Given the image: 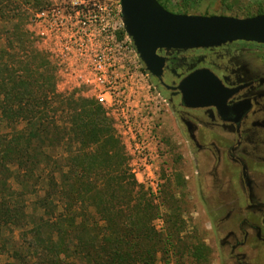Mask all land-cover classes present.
<instances>
[{"label":"rangeland","instance_id":"rangeland-1","mask_svg":"<svg viewBox=\"0 0 264 264\" xmlns=\"http://www.w3.org/2000/svg\"><path fill=\"white\" fill-rule=\"evenodd\" d=\"M0 1V48L7 50L10 58L13 57L15 61L25 62L29 55L30 61L35 65L42 63L36 70L42 76L50 75L54 84L53 94L47 91L50 98L47 108L49 116L57 119L59 125L67 127L72 113L79 112L81 104L87 109H93V105L99 104L104 109L107 123L111 127L110 134L118 142V152L123 159L120 167L111 164L106 168L93 170L91 178H106L103 183L98 184V189L105 193L111 192L116 198L111 203L104 202V206L110 209L114 205L122 211V216L119 218L105 213L114 221L122 220L125 225L124 230L117 228L124 233V248L128 245L131 248V243H135V251L137 250L140 258L150 259L149 264H221L216 233L209 222V211L205 207V204L215 202L202 200L208 192L204 190L202 195L199 193L194 177V156L186 145L177 143L179 136L171 125L165 97L158 93L132 45L131 38L124 30L120 1L97 0L100 8L91 4L78 5L82 0H16V3L9 6L7 0ZM164 1L170 11L194 15L209 13L244 18L259 12L264 13V0ZM54 4L63 13L62 33L58 34H51L34 21L37 12ZM103 6L110 14L102 24H107L113 30L108 39L102 33V25H90L88 16L90 14L98 18ZM20 31L25 33L23 43L16 38ZM9 43H12L11 46ZM4 58L9 60L8 56ZM98 63L101 64V73L98 72V67L94 68ZM13 67L17 77L26 76L29 71L24 64L20 68L17 64ZM38 73L32 72L28 75L30 84L32 78L37 81ZM32 86L33 91L38 90L36 83ZM149 125L153 126L152 134L155 139L152 149L158 154L157 166L162 182L161 194L157 200L132 173L131 156L127 148L135 132L146 130ZM23 126L24 124L17 129ZM68 139L70 136L67 135L57 151L56 158L61 162L71 152L82 149L80 142L74 141L71 145L67 143ZM93 147L92 145V149ZM260 169L264 171V167ZM40 173V182L36 185L38 192L43 186L41 178L44 173ZM199 175L201 183H205L204 176ZM110 178L113 179L111 184ZM261 184L264 185V179ZM30 190L32 187H22V191L27 194ZM42 193H39L41 197ZM26 196V211L29 216L32 215L33 220L37 219L44 209L34 208V203L38 204L42 198ZM109 196L111 198L108 195V200ZM57 210L62 211L59 204ZM93 211L91 223L94 228L96 224L98 229L108 225L106 220L100 219L101 215L95 209ZM148 211L151 216H148ZM76 220L79 221V218ZM133 223L136 226V237L132 235ZM29 224L32 225V220ZM110 225L114 227L115 223ZM148 230H151V234L154 232L156 240L158 236L167 238V254L162 245H154L155 241L147 240ZM21 231L3 229L0 236V264L16 263L12 256L14 249H23L19 241ZM96 250L99 251L98 248ZM97 259L99 260L98 257ZM72 262L80 264L79 260ZM83 262H86L85 259ZM226 262L227 260L224 264ZM136 264L143 262L137 260ZM252 264H264V255L261 258L255 256Z\"/></svg>","mask_w":264,"mask_h":264},{"label":"trees","instance_id":"trees-1","mask_svg":"<svg viewBox=\"0 0 264 264\" xmlns=\"http://www.w3.org/2000/svg\"><path fill=\"white\" fill-rule=\"evenodd\" d=\"M7 1L8 6L17 2ZM17 35L23 43L25 33L20 31ZM7 56L9 60L4 58ZM22 63L29 71L26 76L17 77L13 65L20 68ZM41 66L42 63L35 65L30 61L29 55L25 62L15 61L7 50L0 48V236L3 229L22 230L19 241L23 249L13 250L15 264H76L72 260H79L80 264H136L137 260L149 264L150 259L140 258L135 251V243H131V248L129 245L124 248V233L117 228L124 230L125 225L122 220L114 221L106 214L122 216V211L114 205L110 209L104 206V202L111 203L116 199L111 192L98 189V184L106 178H91L93 170L111 164L120 167L123 159L118 152V142L110 134L104 109L99 104L93 105V109L81 104L79 112L72 113L67 127L59 125L58 120L48 114L50 98L47 91L53 94L54 84L50 75L38 73L36 69ZM32 72L38 73L39 77L37 81L32 78L30 84L28 75ZM33 83H36L37 91L32 90ZM22 124L24 126L17 129ZM67 135L70 136L67 143L80 142L82 149L71 152L61 162L56 158L57 151ZM92 145L95 148L92 149ZM40 172L44 173L42 197L36 190ZM112 180L109 179L110 184ZM23 186L32 187V190L27 194L22 191ZM26 195L42 198L40 204L34 203V208L44 209L37 219L33 220L26 211ZM108 195H111L109 200ZM58 204L61 212L57 210ZM94 209L108 225L99 229L97 224L93 227ZM148 216H151L149 211ZM31 220L32 225L29 224ZM112 222L114 227L110 225ZM133 227L134 234H131L136 237L134 223ZM146 235L148 241L162 245L168 253L166 237L158 236L156 240L151 230Z\"/></svg>","mask_w":264,"mask_h":264},{"label":"flooded vegetation","instance_id":"flooded-vegetation-1","mask_svg":"<svg viewBox=\"0 0 264 264\" xmlns=\"http://www.w3.org/2000/svg\"><path fill=\"white\" fill-rule=\"evenodd\" d=\"M157 1L170 11L167 2ZM158 53L165 63L159 77L150 78L165 97L177 143L194 156L199 193L208 192L202 200L215 202L205 207L221 264H252L255 256L264 255V44L234 41ZM202 69L218 77L227 96L210 105L187 106L177 87Z\"/></svg>","mask_w":264,"mask_h":264},{"label":"water","instance_id":"water-1","mask_svg":"<svg viewBox=\"0 0 264 264\" xmlns=\"http://www.w3.org/2000/svg\"><path fill=\"white\" fill-rule=\"evenodd\" d=\"M123 26L144 69L159 77L165 57L160 49L221 46L234 41L264 44V14L239 18L226 15L173 13L157 0H119ZM187 106L202 107L224 100L226 93L209 69L185 76L177 87Z\"/></svg>","mask_w":264,"mask_h":264},{"label":"built area","instance_id":"built-area-1","mask_svg":"<svg viewBox=\"0 0 264 264\" xmlns=\"http://www.w3.org/2000/svg\"><path fill=\"white\" fill-rule=\"evenodd\" d=\"M79 3L80 4L78 5L86 6L91 4L92 6L100 8V3L97 0H82ZM101 11L102 12L98 18L88 14L89 22L90 25L97 23L102 25V33L106 39H108L112 36L113 30H111L107 24H102V22L109 16L110 12L106 10L104 6L101 8ZM61 15H63V13H61L59 6L54 4L49 8L37 12L34 16V21L36 25L43 27L51 34H58L62 33L63 28V17ZM96 67L99 69L98 72L101 73V64L98 63L97 66L94 65V68ZM152 128L153 126L149 125L146 130H137L135 136H132L129 140L127 148L131 156L130 167L132 173H134L136 178L140 179V182L146 187V189H148L153 198L157 200L161 194L162 182L160 180L159 169L157 166L158 154L152 149L155 139L152 134Z\"/></svg>","mask_w":264,"mask_h":264}]
</instances>
